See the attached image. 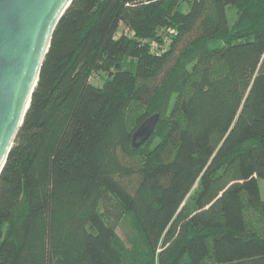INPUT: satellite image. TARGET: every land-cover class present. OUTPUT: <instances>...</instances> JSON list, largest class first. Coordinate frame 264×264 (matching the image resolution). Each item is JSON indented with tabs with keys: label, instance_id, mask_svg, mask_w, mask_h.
I'll list each match as a JSON object with an SVG mask.
<instances>
[{
	"label": "trees",
	"instance_id": "16d2710c",
	"mask_svg": "<svg viewBox=\"0 0 264 264\" xmlns=\"http://www.w3.org/2000/svg\"><path fill=\"white\" fill-rule=\"evenodd\" d=\"M260 180L264 0H72L0 173V264H264Z\"/></svg>",
	"mask_w": 264,
	"mask_h": 264
},
{
	"label": "water",
	"instance_id": "95a60500",
	"mask_svg": "<svg viewBox=\"0 0 264 264\" xmlns=\"http://www.w3.org/2000/svg\"><path fill=\"white\" fill-rule=\"evenodd\" d=\"M72 0H0V173L23 123L53 31ZM148 117L132 134L134 149L157 126Z\"/></svg>",
	"mask_w": 264,
	"mask_h": 264
},
{
	"label": "rangeland",
	"instance_id": "374dc122",
	"mask_svg": "<svg viewBox=\"0 0 264 264\" xmlns=\"http://www.w3.org/2000/svg\"><path fill=\"white\" fill-rule=\"evenodd\" d=\"M229 25L230 27H232L235 23V20L238 18L239 16V11L238 9L234 8L229 10ZM123 31V28L121 27L119 29V32ZM154 46H156V44H153ZM104 77L100 78L98 76H93L91 79V82L93 84H95L96 86H101L103 84L104 81ZM259 187H260V195L262 198H264V181L260 180L259 181ZM116 233L118 235V237L120 238V240L127 246L130 247L131 246V240L135 237H137V232L134 228V225L131 221V219H129L128 217H123L122 219H120L117 223L116 226Z\"/></svg>",
	"mask_w": 264,
	"mask_h": 264
}]
</instances>
